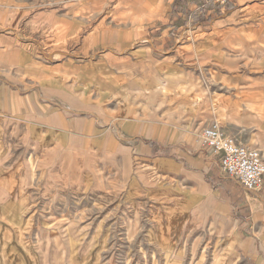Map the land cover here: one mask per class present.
I'll return each mask as SVG.
<instances>
[{
    "label": "crops",
    "instance_id": "crops-1",
    "mask_svg": "<svg viewBox=\"0 0 264 264\" xmlns=\"http://www.w3.org/2000/svg\"><path fill=\"white\" fill-rule=\"evenodd\" d=\"M210 125L264 162V0H0V264H264Z\"/></svg>",
    "mask_w": 264,
    "mask_h": 264
},
{
    "label": "built area",
    "instance_id": "built-area-1",
    "mask_svg": "<svg viewBox=\"0 0 264 264\" xmlns=\"http://www.w3.org/2000/svg\"><path fill=\"white\" fill-rule=\"evenodd\" d=\"M215 5H225L230 0H202ZM197 143L213 153L221 154L222 172L244 191H259L264 177V162L258 150L240 144L234 137L225 134L216 125L202 129Z\"/></svg>",
    "mask_w": 264,
    "mask_h": 264
},
{
    "label": "rangeland",
    "instance_id": "rangeland-1",
    "mask_svg": "<svg viewBox=\"0 0 264 264\" xmlns=\"http://www.w3.org/2000/svg\"><path fill=\"white\" fill-rule=\"evenodd\" d=\"M65 203H67V202H65ZM94 207L98 209V205L95 204ZM67 208H69V206L63 205V206L60 207V210H58V211L61 212V213L62 212L66 213V212H68ZM90 209H91V207H88V206L84 207V203H83L82 200L79 201L78 204L75 205V213L76 214L77 213L90 212L91 211ZM47 225H48L47 228L56 227V228H60V229H67V228H70V229H79V228H81V226H84V223L83 222H75V223H72V222H69V221H60L59 223H53V224H50V225L47 224V223H45V226H47ZM142 225H143V223H140V222H127V223H125V229H127L129 232H132V231L136 232L137 230L142 229ZM212 232L213 231H212L211 228L204 227L200 231H198L197 233H198V235H203L204 234L206 236V235L212 234ZM64 240L65 241H69V240L71 241L72 244H69V246L72 245L71 246L72 247L71 250L72 249L74 250L75 247H76V249H79V247L83 243V238H81V237H76L74 239H64ZM191 240H192L191 235H189V238L187 239V243L185 241V245L184 246L191 245L192 244ZM193 245H195V243ZM76 249H75V251H76ZM69 250H70V248H69ZM63 259H64V253H63L62 248L60 246V259H59L60 262H62Z\"/></svg>",
    "mask_w": 264,
    "mask_h": 264
}]
</instances>
